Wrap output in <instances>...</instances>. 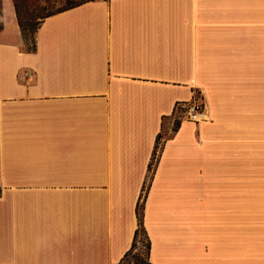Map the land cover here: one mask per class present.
Instances as JSON below:
<instances>
[{"label": "crops", "instance_id": "0c3cea01", "mask_svg": "<svg viewBox=\"0 0 264 264\" xmlns=\"http://www.w3.org/2000/svg\"><path fill=\"white\" fill-rule=\"evenodd\" d=\"M0 23V264H119L143 193L152 264H264V0H89L35 50Z\"/></svg>", "mask_w": 264, "mask_h": 264}, {"label": "rangeland", "instance_id": "374dc122", "mask_svg": "<svg viewBox=\"0 0 264 264\" xmlns=\"http://www.w3.org/2000/svg\"><path fill=\"white\" fill-rule=\"evenodd\" d=\"M76 1L80 2L82 0H76ZM44 6H45V2H43L42 0H21V4H20L21 19L23 21V24L26 26V31L24 34L26 35V39L28 38V41L25 39L24 34L23 36H24V40L26 42L27 47L31 45L32 39L36 40L37 31L41 25V22L43 21L42 16L46 13ZM195 94L200 95L203 98L202 93L195 91L194 95ZM188 101H186L185 103H187ZM180 103H184V102H180ZM173 118H174L173 119L174 128H177V126L180 125L181 121L188 120L186 116H184L182 110L177 109V107H176V112L173 115ZM156 155H157V151H155V156L153 157L151 168L155 164ZM143 200H144V193L142 194V197H141V203L139 202L141 210H142V205L144 204ZM149 241H150V238H149L146 228L144 229L143 227H141L137 235L135 246L127 254L125 259L119 264H152L149 260V249H148Z\"/></svg>", "mask_w": 264, "mask_h": 264}, {"label": "trees", "instance_id": "16d2710c", "mask_svg": "<svg viewBox=\"0 0 264 264\" xmlns=\"http://www.w3.org/2000/svg\"><path fill=\"white\" fill-rule=\"evenodd\" d=\"M42 1L45 2L44 8L46 10V13L42 16L43 20H44L46 17H48L50 15H53L55 13L61 12L63 10H66V9H69V8H72L75 6H78V5H80L86 1H89V0H82L80 2H77L76 0H42ZM20 4H21V0H14V5L16 8L19 24H20V27H21L22 32L24 34L26 31V26L23 24V21L21 19ZM1 13H2V0H0V15H1ZM2 27H3V25L0 23V29H2ZM24 36L26 39L25 34H24ZM26 40L28 41V38ZM28 48L30 50L36 49V40L35 39H32L31 45H29ZM159 138H160V136H159ZM137 213H138V218H139V227L136 231V236H135V241L133 243V247L135 246L137 235L139 233L140 228L143 227L145 229L144 218H143V205H142V210L140 209V205L138 206ZM133 247H132V249H133ZM150 247H151V242L149 241V244H148L149 251H150Z\"/></svg>", "mask_w": 264, "mask_h": 264}, {"label": "built area", "instance_id": "2783aa9c", "mask_svg": "<svg viewBox=\"0 0 264 264\" xmlns=\"http://www.w3.org/2000/svg\"><path fill=\"white\" fill-rule=\"evenodd\" d=\"M202 100L203 98L200 95L195 94L187 103H179L177 109H181L189 121L195 123L206 122L209 117Z\"/></svg>", "mask_w": 264, "mask_h": 264}]
</instances>
